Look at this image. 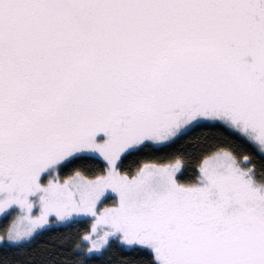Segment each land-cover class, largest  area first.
<instances>
[{
    "label": "snow or ice",
    "instance_id": "obj_1",
    "mask_svg": "<svg viewBox=\"0 0 264 264\" xmlns=\"http://www.w3.org/2000/svg\"><path fill=\"white\" fill-rule=\"evenodd\" d=\"M0 264H264V0H0Z\"/></svg>",
    "mask_w": 264,
    "mask_h": 264
},
{
    "label": "trees",
    "instance_id": "obj_2",
    "mask_svg": "<svg viewBox=\"0 0 264 264\" xmlns=\"http://www.w3.org/2000/svg\"><path fill=\"white\" fill-rule=\"evenodd\" d=\"M63 238L58 237L56 240H50L48 237H44L40 240L37 241V244H58L59 243V239Z\"/></svg>",
    "mask_w": 264,
    "mask_h": 264
}]
</instances>
